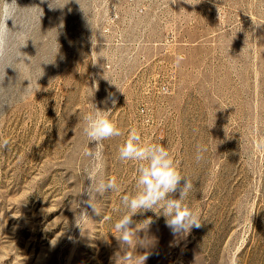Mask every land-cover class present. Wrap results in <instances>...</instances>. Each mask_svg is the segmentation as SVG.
<instances>
[{
	"label": "rangeland",
	"instance_id": "rangeland-1",
	"mask_svg": "<svg viewBox=\"0 0 264 264\" xmlns=\"http://www.w3.org/2000/svg\"><path fill=\"white\" fill-rule=\"evenodd\" d=\"M96 109L122 133L101 142L97 179L119 191L97 194L99 213L84 203ZM131 129L192 181L201 227L174 235L157 207L132 216L130 248L117 240L137 190V163L118 158ZM4 139L0 264H121L127 251L264 264V0H0Z\"/></svg>",
	"mask_w": 264,
	"mask_h": 264
},
{
	"label": "clouds",
	"instance_id": "clouds-1",
	"mask_svg": "<svg viewBox=\"0 0 264 264\" xmlns=\"http://www.w3.org/2000/svg\"><path fill=\"white\" fill-rule=\"evenodd\" d=\"M177 59V66L179 65ZM167 92V89H163ZM116 100L112 99L113 106ZM109 111L96 109L95 114L85 117L86 126L83 131L89 143H94L95 148L86 149L84 155L90 158L91 166L85 170L86 179L90 181L86 189L89 196L84 201L94 211L99 213L96 207L97 194L103 195L106 191H119L116 179L109 178L98 180L99 164L102 152L101 142L112 137H119L122 133L116 123L109 118ZM10 142L8 139L0 141V150H7ZM264 147V142L261 143ZM206 148L199 147L197 151V161L203 159ZM118 158L121 162L131 161L137 163L136 192L132 195H123L121 204L125 213L114 224V228L120 233L117 240L121 245L129 248L133 245V237L136 232L130 228L132 216L137 212L156 209L159 207L166 218L168 227L173 234H187L193 227H201L198 215L184 201L193 189L192 181L181 174L178 170L177 162L174 157L161 144L147 143L142 140L141 135L136 129H131L127 139L118 149ZM184 181L181 186V181ZM179 190V198H172V194ZM84 191L82 189L79 194ZM86 214H82L84 216ZM138 243V242H137ZM121 264H144L147 254L134 256L127 251L119 257ZM231 264H236V259L231 260Z\"/></svg>",
	"mask_w": 264,
	"mask_h": 264
}]
</instances>
